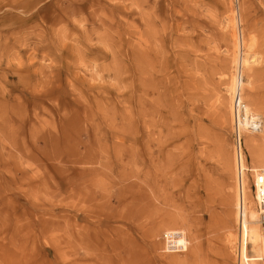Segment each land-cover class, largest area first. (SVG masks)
Listing matches in <instances>:
<instances>
[{
  "label": "rangeland",
  "instance_id": "rangeland-1",
  "mask_svg": "<svg viewBox=\"0 0 264 264\" xmlns=\"http://www.w3.org/2000/svg\"><path fill=\"white\" fill-rule=\"evenodd\" d=\"M239 31L254 203L264 0H0V264H238Z\"/></svg>",
  "mask_w": 264,
  "mask_h": 264
},
{
  "label": "bare ground",
  "instance_id": "bare-ground-1",
  "mask_svg": "<svg viewBox=\"0 0 264 264\" xmlns=\"http://www.w3.org/2000/svg\"><path fill=\"white\" fill-rule=\"evenodd\" d=\"M232 20L234 21V19H232ZM238 22H239V19H238ZM237 29H238V27H237ZM239 33H240V31H239ZM234 37H236V36L233 35V38ZM237 37L238 38H236V39L234 38L235 39L234 44L237 47V49H239L241 46H243V44H242L243 39L242 38L240 39L239 36H237ZM253 47H254V40L250 39L249 43L245 46V50H246L245 52L246 53L245 52L243 53L245 55L243 57V60H242L243 66L244 65L248 66L249 63H254L253 62V61H255L254 55L252 54ZM237 49H236V54H237ZM234 63H235V60H234ZM232 89L233 88L231 87V90L230 89L229 90L232 91ZM230 91H229V93H227V94H229V96L227 95L228 97H230ZM228 106H229L230 115L232 116V110H231L232 109V103H231V101L228 103ZM246 108H247L246 114L248 115V119L246 121L250 120V122H254V120L257 119L258 122L260 123V131L259 132L261 133V131L263 129V118H261L259 115L255 114V113H251V111L247 105H246ZM256 117H259V118H256ZM244 133H246V134L250 133L252 135V132H248L246 130L243 131V135H244ZM251 143H253V142L250 140V142L247 144L248 148L251 147ZM233 145H234V142H233ZM234 151H235V157H234L235 160L234 161H236L235 162V170L237 172L236 173L237 177L235 178V180H236V188H237L236 189L237 190L236 191V210H237L236 215H237V227L239 229V231H238V233H239V237H238L239 248H237L238 249V253H237L238 254V264H242L244 262V256H245L244 255V251H245L244 247H245V245L250 246V253L252 255L251 259L249 261V264H259V263L264 264V251H263V245H262L263 237H262L261 229L258 225L257 211L255 210L257 191H256V187L254 186L255 185L254 175H256L259 172H264V169L259 170L257 173L256 172L253 173L252 182H251V190H252V196L254 195V203L250 202L249 201L250 199L247 198L248 193H247V188H246L247 185L246 184L248 182H247V180H245V177H244L245 172L247 171V164L241 156V154H243L242 153V146H241L240 152L238 153L236 148H235V145H234ZM252 156H254V155H252ZM252 171H255V169H252ZM231 238H232V236H230V239ZM230 241H232V240H230Z\"/></svg>",
  "mask_w": 264,
  "mask_h": 264
},
{
  "label": "built area",
  "instance_id": "built-area-1",
  "mask_svg": "<svg viewBox=\"0 0 264 264\" xmlns=\"http://www.w3.org/2000/svg\"><path fill=\"white\" fill-rule=\"evenodd\" d=\"M241 39L240 33H238ZM243 49L242 46L238 49L237 61L233 67V86L230 91V101L232 103V133L231 137L234 142L235 148L239 153L242 146L243 131L246 130L252 133L260 131V123L257 119L250 122L246 114V103L243 100L242 92L244 85V66ZM259 118V117H256ZM258 122V123H257ZM254 182L257 191L256 207L258 215V225L262 232V245L264 251V172H259L254 175ZM164 251L169 253H182L185 252L188 246V240L182 232H166L162 235Z\"/></svg>",
  "mask_w": 264,
  "mask_h": 264
}]
</instances>
